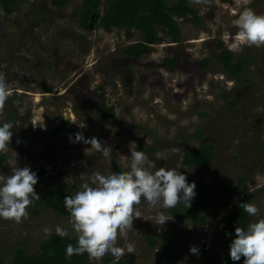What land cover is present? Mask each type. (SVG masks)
<instances>
[{
    "label": "rangeland",
    "instance_id": "374dc122",
    "mask_svg": "<svg viewBox=\"0 0 264 264\" xmlns=\"http://www.w3.org/2000/svg\"><path fill=\"white\" fill-rule=\"evenodd\" d=\"M52 1L19 0L12 15L0 7V73L12 91L0 124L14 125L0 174L8 176L13 167L28 166L37 173L34 187L40 197L58 190L74 195L83 183L81 173L125 171L130 142H135L136 150L144 151L157 168H174L189 183L208 187L213 201L228 198L226 190L245 180L255 195L251 204L258 208L252 222L264 219V192L256 195L264 191V46L233 49L239 13L250 7L264 14V0H209L208 4L187 0L201 24L195 25L192 17L175 18L179 42L158 28L162 41L141 59L124 54L143 40L139 32L130 30L128 36L124 30L107 31L100 25L86 30L79 23L84 0H69L61 9ZM97 1L103 16L110 0ZM220 44L237 59L253 57L240 77H229L216 60L222 52ZM204 60L209 61L208 69L201 67ZM167 61L174 63L169 67ZM103 103L114 108V117L104 114ZM36 116H43L46 128L33 127ZM70 120L86 127L80 129ZM77 132L106 142L111 155L105 158L90 144L70 142L69 136L75 141ZM201 145L215 148L210 170L184 167L185 151ZM136 207L140 218L134 220V230L117 241L121 247L132 243L135 253L118 260L108 254L89 264H162V254L178 258L165 264H208L226 250V209L214 207V217L198 227L193 221L172 218L160 204L151 208L142 200ZM27 211L28 218L21 223L0 218V264L11 262L18 248L37 253L40 244L56 234L58 224L76 237L70 216L61 218L46 204L35 207L34 200ZM161 212L169 218L162 226L157 225ZM154 235L161 239L153 249L146 239ZM193 245L199 255L190 253Z\"/></svg>",
    "mask_w": 264,
    "mask_h": 264
},
{
    "label": "clouds",
    "instance_id": "9594fccd",
    "mask_svg": "<svg viewBox=\"0 0 264 264\" xmlns=\"http://www.w3.org/2000/svg\"><path fill=\"white\" fill-rule=\"evenodd\" d=\"M193 4H208L209 0H190ZM238 28L234 50L241 46H264V14H257L252 8L246 7L234 21ZM12 91L0 73V119L4 118V109ZM80 129L84 123L70 120ZM33 127L46 128L43 116L34 117ZM14 125L10 122L0 124V153H6L11 144ZM70 142L90 144L91 148L100 152L105 158L111 155V146L96 137L85 138L83 132L75 134V141L69 136ZM130 163L123 172L104 175L94 171L91 176L81 173L83 183L74 195L64 197V205L70 213L71 230L77 237V245L66 246L67 257L88 254L90 261H100L105 255L111 254L117 260L126 254L135 253L132 243L124 247L117 246L118 238L126 237L133 229V222L140 218L137 210L141 201L155 208L160 204L163 208H175L184 203L191 206L195 197L196 184L189 183L187 177L174 168H157L155 161L149 159L144 151H137L135 142H130ZM38 183L37 173L30 167H13L11 175L0 174V218L21 223L28 218V208L33 200L40 198L35 185ZM251 216L258 213L256 205L242 203L239 205ZM169 218L163 212L158 214L157 225H164ZM50 229L44 232L50 234ZM55 232L60 237H68L69 229L57 225ZM226 235H229L226 233ZM232 261L243 264H264V219L249 224L247 229L235 228V238L229 246ZM190 253L199 255V249L191 246Z\"/></svg>",
    "mask_w": 264,
    "mask_h": 264
},
{
    "label": "trees",
    "instance_id": "16d2710c",
    "mask_svg": "<svg viewBox=\"0 0 264 264\" xmlns=\"http://www.w3.org/2000/svg\"><path fill=\"white\" fill-rule=\"evenodd\" d=\"M19 0H0V7L6 15H12L17 10ZM51 5L56 8H65L69 5V0H53ZM101 4L97 0H84L80 12V25L89 30V23L93 15H98L94 20L95 26L100 25L103 29L110 31L111 29L124 30L130 35V30H135L143 36V40L135 45L128 47L124 54L130 59H141L152 51V46L160 43L162 39L157 35V29L167 33L175 42H179V30L175 22V18L191 20L195 25H200V18L196 10L189 6L187 0H178L176 3H170L169 0H110V5L102 16L100 15ZM222 50L216 60L223 66L224 71L231 78H238L244 71L248 63L253 61L252 56L237 59L236 56L223 49V44L219 46ZM169 67L173 65V61H167ZM201 67L208 69L209 61L204 60ZM104 114L110 118L115 116L114 108H109L105 103L102 105ZM54 131H56L54 129ZM197 137L199 140L203 138V132H199ZM150 152H154V148ZM182 159V165L187 168H199L209 171L215 156V148L209 145H201L197 149L186 150ZM8 158L4 153H0V167L5 165ZM196 184V195L191 200V206L186 208L184 203L178 204L175 208H168V213L172 218L181 223L193 221L198 227H202L208 220L214 216L212 209L216 207L218 211L227 210L224 220V231L228 233L226 241V250L223 254L218 255L214 262L208 264H243L244 258L240 261H232L229 256V246L235 238V228L242 227L247 229L253 221V216L244 212L239 206L242 203H252L255 195L250 193L245 180H238L235 187L227 189L228 198L213 201L210 198V190L202 183ZM217 186L223 188L221 183ZM259 191L256 195L263 193ZM242 195L239 200L232 201L231 198ZM68 196L65 191H46L38 200H34L35 207H41L46 204L61 218L69 217L70 213L64 205V197ZM198 212L203 213L199 215ZM37 214V213H35ZM161 237L154 235L147 238V244L150 248L158 247V240ZM207 244L212 246L211 238H206ZM72 244L77 245V237H60L53 234L49 239L39 246V251L34 254H28L22 248H18L11 262L6 264H89L90 259L87 253L83 255H73L67 257L66 246ZM172 259L178 260L177 257L169 254H162L161 263L165 264ZM110 264H124L116 262Z\"/></svg>",
    "mask_w": 264,
    "mask_h": 264
},
{
    "label": "water",
    "instance_id": "95a60500",
    "mask_svg": "<svg viewBox=\"0 0 264 264\" xmlns=\"http://www.w3.org/2000/svg\"><path fill=\"white\" fill-rule=\"evenodd\" d=\"M97 17H98V15H96V14L92 16L91 21H90V23H89V29H90V30H93V29H94V27H95L94 20H95Z\"/></svg>",
    "mask_w": 264,
    "mask_h": 264
},
{
    "label": "flooded vegetation",
    "instance_id": "af4514ba",
    "mask_svg": "<svg viewBox=\"0 0 264 264\" xmlns=\"http://www.w3.org/2000/svg\"><path fill=\"white\" fill-rule=\"evenodd\" d=\"M65 86V85H64ZM65 89H67V88H65Z\"/></svg>",
    "mask_w": 264,
    "mask_h": 264
}]
</instances>
